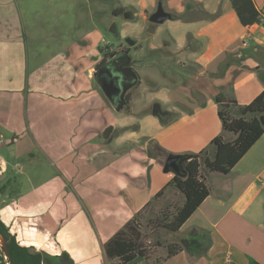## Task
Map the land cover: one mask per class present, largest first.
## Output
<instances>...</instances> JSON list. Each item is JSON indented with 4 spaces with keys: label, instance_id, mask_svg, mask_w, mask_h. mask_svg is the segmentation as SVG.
<instances>
[{
    "label": "crops",
    "instance_id": "obj_1",
    "mask_svg": "<svg viewBox=\"0 0 264 264\" xmlns=\"http://www.w3.org/2000/svg\"><path fill=\"white\" fill-rule=\"evenodd\" d=\"M65 1L0 0V143L10 137L0 179L11 181L0 193V220L32 250L111 264L105 242L161 189L155 202L175 190L165 158L198 153L219 134L232 139L222 132L215 95L247 104L264 90V21L243 26L229 0H162L185 20L156 26L166 36L149 48L155 59L174 54L180 72L170 86H144L146 104L125 110L92 86L91 64L101 58L94 35L85 29L86 40H76L74 21L73 39H65ZM252 1L264 17V0ZM155 3L143 1L137 15ZM203 167L209 194L143 264H264V132L228 173ZM192 228L207 233L204 253L165 257L174 236Z\"/></svg>",
    "mask_w": 264,
    "mask_h": 264
},
{
    "label": "trees",
    "instance_id": "obj_2",
    "mask_svg": "<svg viewBox=\"0 0 264 264\" xmlns=\"http://www.w3.org/2000/svg\"><path fill=\"white\" fill-rule=\"evenodd\" d=\"M229 2L243 26L258 23L260 13L252 0H229ZM120 10L122 8L116 9L115 13H119ZM171 15L172 18L185 20L183 14L171 13ZM126 97L128 100L129 97ZM214 100L217 104L218 117L222 123V132L231 134L232 139L225 140L223 134H219L212 138L207 147L200 152L180 154L182 158L179 161V166L182 173L175 174L168 184L172 185L183 196V203L171 216L162 213L161 218L158 216L155 219L156 226L165 229L168 233L178 232L184 221L209 194L208 187L201 178V165L203 164L204 168L210 171L228 173L264 132V90L247 104H239L235 99L228 98L221 93L216 94ZM160 118L162 122H165L162 117ZM206 153H210L211 158L206 157L201 161L200 155ZM10 182L9 179L4 182L0 179L1 194L10 186ZM163 192L164 188L153 197V201L159 198ZM151 203L138 211L105 242V256L109 260L116 259L115 264H129L131 262L143 264L149 258L150 252L144 244L145 235L140 221L141 212ZM0 233L5 238L9 251V259L6 261L3 256L5 252L0 251V264H74L68 253L62 252L52 255L42 250H32L31 247L21 245L16 240L15 235L9 232L8 226L1 220ZM206 235L204 230L192 228L186 235L179 236L177 242L167 245L165 257L172 256L181 250H186L190 255L203 254V238ZM248 264L260 263L249 258Z\"/></svg>",
    "mask_w": 264,
    "mask_h": 264
},
{
    "label": "rangeland",
    "instance_id": "obj_3",
    "mask_svg": "<svg viewBox=\"0 0 264 264\" xmlns=\"http://www.w3.org/2000/svg\"><path fill=\"white\" fill-rule=\"evenodd\" d=\"M143 1L147 0H66L64 4L66 11L61 15L66 26V40L69 39L71 41L74 36L76 40L82 39L81 41H85L84 31L86 29L97 40L95 53H100V57L105 53H110L111 51L116 52L117 50L125 53L123 66L132 71L137 78L135 83L126 89L133 100L131 103L124 102L121 105L125 110L129 107V104L132 106L146 104V98L143 93L144 86L150 89L161 85L165 86L166 84L170 86V76L180 72V66L176 63L178 58L173 57L174 54L172 56L165 55V58H154L155 54L149 46L158 43L166 34L159 35L155 31H149L150 21L148 17L151 14L150 12L155 11L156 5L151 7L149 9L150 11L146 12L145 17L137 15ZM155 1V4H157V0ZM74 8L75 10L73 11ZM118 8H123L125 11L117 14L115 10ZM127 12L132 14L131 17H125V13ZM167 22L168 20L164 23ZM72 23L75 24V32L69 28ZM158 25L160 24L155 25L154 29ZM45 28H47L46 34L48 39H52L53 30L51 25H45ZM71 31L73 32V36L70 34ZM81 32L82 36L80 34ZM124 37L134 39L136 42L135 46L129 47ZM50 50L52 51L53 49ZM161 62L165 63V65H162ZM91 67L95 69V63H92ZM93 69H90L89 72L93 73ZM91 83L94 88L99 90V86L93 78H91ZM152 105H149V108ZM3 140L4 142L0 143V155L8 157L9 151L6 149L10 142V137L3 134ZM203 159L204 154H201L200 160L202 161ZM183 200V196L175 189L168 194L166 201L162 203L153 201L149 207L141 212L140 222L145 235L144 244L148 252H150V256L152 254L154 255L158 248H164L168 239L171 237L165 229L156 226L155 219L158 216L161 218L162 213L171 216L182 205ZM174 237L172 238L175 241L179 239V235ZM0 251L3 252L1 242ZM3 256L6 261V255ZM110 263L114 264L115 261L112 260Z\"/></svg>",
    "mask_w": 264,
    "mask_h": 264
},
{
    "label": "water",
    "instance_id": "obj_4",
    "mask_svg": "<svg viewBox=\"0 0 264 264\" xmlns=\"http://www.w3.org/2000/svg\"><path fill=\"white\" fill-rule=\"evenodd\" d=\"M125 17H131V13H125ZM172 18L170 12L166 11L163 7L162 1H158L156 4V9L153 13H151L148 17L150 21V28L149 31H154V26L157 24L163 23L165 20ZM128 45L133 46L135 44V40L126 37L125 38ZM114 71L117 75L122 77L123 81L115 82L113 78H111L110 82L105 85L100 80H97L99 87L106 98L114 105L115 108L121 107L123 104V95L125 93L126 87L130 86L135 83L136 76L135 74L130 71L129 69H115ZM117 78V77H116ZM152 113L156 116H161L162 111L157 103L153 104ZM182 158L180 154H171L165 158L163 169L165 171H173L175 174H181V169L179 166V161ZM0 242L2 245V250L5 252L6 258L9 259V251L7 247V243L3 235L0 233Z\"/></svg>",
    "mask_w": 264,
    "mask_h": 264
},
{
    "label": "flooded vegetation",
    "instance_id": "obj_5",
    "mask_svg": "<svg viewBox=\"0 0 264 264\" xmlns=\"http://www.w3.org/2000/svg\"><path fill=\"white\" fill-rule=\"evenodd\" d=\"M124 11L125 10H123L122 8V10H120L119 13L117 14L123 13ZM135 44L133 46H135ZM129 47L132 46L129 45ZM124 58H125V53L119 50H117L116 52L111 51L110 53H105L104 55H102L100 60L95 65V70L93 75L94 81L98 84L97 80H100V82H102L105 85H107L110 82L111 78H113L115 82H120L121 80L123 81L122 77H120V75H117L114 71H116L115 69H128L123 66ZM128 87L129 86H127L126 89ZM126 96H127V91L125 90V93L123 95L124 102L126 101L127 98Z\"/></svg>",
    "mask_w": 264,
    "mask_h": 264
},
{
    "label": "built area",
    "instance_id": "obj_6",
    "mask_svg": "<svg viewBox=\"0 0 264 264\" xmlns=\"http://www.w3.org/2000/svg\"><path fill=\"white\" fill-rule=\"evenodd\" d=\"M258 20H259L258 23H262L264 21V17L260 15Z\"/></svg>",
    "mask_w": 264,
    "mask_h": 264
}]
</instances>
